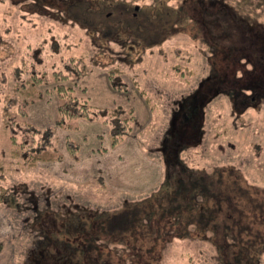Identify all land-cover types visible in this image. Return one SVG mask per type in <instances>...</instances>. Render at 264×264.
I'll list each match as a JSON object with an SVG mask.
<instances>
[{
	"label": "rangeland",
	"instance_id": "1",
	"mask_svg": "<svg viewBox=\"0 0 264 264\" xmlns=\"http://www.w3.org/2000/svg\"><path fill=\"white\" fill-rule=\"evenodd\" d=\"M52 37L86 57L65 84L136 121L114 143L67 119L62 159L17 167L1 115L27 44L52 90ZM63 101L45 90L14 129L41 137ZM0 264H264V0L0 2Z\"/></svg>",
	"mask_w": 264,
	"mask_h": 264
},
{
	"label": "trees",
	"instance_id": "2",
	"mask_svg": "<svg viewBox=\"0 0 264 264\" xmlns=\"http://www.w3.org/2000/svg\"><path fill=\"white\" fill-rule=\"evenodd\" d=\"M4 2L5 0H0V2ZM76 2V1H74ZM69 4L67 3V8L73 5V12L71 14L72 19L77 21H81L84 24H88L90 21L83 20L84 17L86 4L85 1L82 4L80 11H75L76 7H80L79 5H74L77 3ZM82 2V1H81ZM89 10V5H87ZM88 11V10H87ZM68 12V11H67ZM95 13L98 14L96 11ZM71 20V19H70ZM92 23V22H91ZM56 37V36H55ZM55 37L46 38L45 43H49V45H56L54 47L55 53H57V57L60 62L63 63L58 70H53L55 83L52 86V90L55 91L56 94L62 96L64 101L62 104L59 105V114L60 117L57 120V128H49L46 133H44L41 137H37V130L35 127L31 125L28 121L24 120L18 124L17 129H14L17 126V120L15 119L14 114L18 111L22 116H27L28 113V106L30 103L34 101V97L37 98L43 97L44 91L52 92L51 89L43 90L46 84L45 82V71L40 70L37 67H34L35 60L42 61L43 56L41 55V51L32 53L33 49L32 44H27L22 52L21 57L19 58V63L17 67H15V80L16 84L13 86V90L15 92L20 91L19 94L23 95V99L15 96L12 98V95L7 96V101L4 104V110L1 115V121L5 127H12L11 139L12 143L15 146L13 153L11 155L12 160L16 161V166L18 167L22 162L27 167L35 166L39 162H49V161H56L62 159L61 154H57L53 151L51 146L53 145L52 136H54L57 130H68V125L66 126V120L70 118H77V119H85L87 121H96L101 122L104 125H107L111 128L112 133L111 137L113 142L116 143L117 140H121L125 137V135L132 134V130L134 127V123L136 121L135 115L121 117L123 115L124 110L120 107L115 108H105V107H98L94 106L89 103L88 99L84 96L78 95V93H74V90L78 87V83H74L72 85L65 84L67 80H70L72 73L80 74L83 70V67H86L87 64L85 63V55L84 54H74L72 50L68 47L67 44V55L62 53L61 42L55 41ZM52 40V41H51ZM42 44V43H40ZM42 46V45H41ZM48 49H51L49 46ZM47 49V50H48ZM49 51H47L48 53ZM55 56L54 54H48V57ZM41 63V62H40ZM42 64V63H41ZM67 65V69L65 66ZM79 66L81 68H79ZM71 72V75L68 74ZM109 79L113 85L116 83L114 82L115 77L113 76L112 72H109ZM68 83V82H67ZM115 83V84H114ZM116 86V85H115ZM18 94V95H19ZM15 103V104H14ZM20 138H25L24 140L18 141L19 136ZM68 138V137H67ZM67 145L72 149L73 144L69 139L67 140ZM52 149V150H50ZM15 170V165H14ZM3 175L1 174V177ZM4 180L5 177H2ZM231 189H240L241 186L236 184V182H232ZM240 187V188H239ZM206 189H203V194H206Z\"/></svg>",
	"mask_w": 264,
	"mask_h": 264
}]
</instances>
